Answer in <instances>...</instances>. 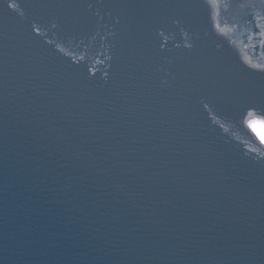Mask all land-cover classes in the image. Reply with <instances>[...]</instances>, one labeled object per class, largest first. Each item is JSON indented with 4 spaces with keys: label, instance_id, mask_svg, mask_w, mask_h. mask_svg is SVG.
Instances as JSON below:
<instances>
[{
    "label": "water",
    "instance_id": "1",
    "mask_svg": "<svg viewBox=\"0 0 264 264\" xmlns=\"http://www.w3.org/2000/svg\"><path fill=\"white\" fill-rule=\"evenodd\" d=\"M184 119L264 150V0H0V264H264V170Z\"/></svg>",
    "mask_w": 264,
    "mask_h": 264
},
{
    "label": "bare ground",
    "instance_id": "2",
    "mask_svg": "<svg viewBox=\"0 0 264 264\" xmlns=\"http://www.w3.org/2000/svg\"><path fill=\"white\" fill-rule=\"evenodd\" d=\"M178 115L179 117L182 118V116L179 113ZM180 123H185L187 127H194L195 132L199 133L198 134L199 136L205 135V137H207V140L210 139V141H213V143L216 144L215 147L217 150H221L223 152L231 150L233 153H236L240 157H244L248 159L252 164H255L257 167H260L261 169L264 170V150L257 149L255 147L242 143L228 136L202 130L199 127L193 125L192 123L186 121L185 119L180 121L179 125ZM176 125H178V123ZM185 130L187 131L189 130L192 132V129H185ZM220 155H222V157L224 156L227 157L228 154L223 153Z\"/></svg>",
    "mask_w": 264,
    "mask_h": 264
},
{
    "label": "snow or ice",
    "instance_id": "3",
    "mask_svg": "<svg viewBox=\"0 0 264 264\" xmlns=\"http://www.w3.org/2000/svg\"><path fill=\"white\" fill-rule=\"evenodd\" d=\"M248 126L252 130V132L257 136L260 142L264 144V119L251 120Z\"/></svg>",
    "mask_w": 264,
    "mask_h": 264
}]
</instances>
